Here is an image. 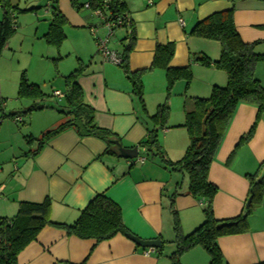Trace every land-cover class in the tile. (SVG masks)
<instances>
[{
	"label": "crops",
	"instance_id": "crops-1",
	"mask_svg": "<svg viewBox=\"0 0 264 264\" xmlns=\"http://www.w3.org/2000/svg\"><path fill=\"white\" fill-rule=\"evenodd\" d=\"M18 1L10 0L13 7H18ZM55 1L49 0L45 6V24L40 25L38 20L34 36L38 38L39 33H42L38 38L42 41L49 30L51 7ZM89 3L90 0L80 2V8L73 9L68 7L65 0H58V6L68 21L65 27L67 39L61 48L52 47L50 53L54 60L63 59L61 51L68 45L70 37L78 40L86 35L89 38L84 28L96 27L107 34L103 21L87 8ZM38 7L31 6L26 10ZM128 8L136 33L135 47L129 56L132 72L148 69L156 47L167 44L175 45L170 67H190L192 70L193 81L188 91L186 82H176L168 104L171 108L170 120L166 128L159 129V140L166 158L177 162L183 158L189 146L184 125L185 109L189 107L190 99H207L214 86L224 87L228 80L224 72L204 67L197 61L202 56L212 61L219 60V42L193 37L190 35L192 29L215 13L233 9L234 23L242 41L257 43L256 52L264 54V0H129ZM4 13L0 6V21ZM128 35L127 28H120L111 36L110 41L118 53L127 45ZM13 44L15 46L10 40L3 54L14 48ZM86 44L89 47L90 44ZM92 49H95L93 43ZM77 57L85 66L78 83L86 103L95 110L96 124L112 131L120 139L122 147L138 148L139 155L133 160L106 155L105 143L94 138H80L73 129L50 139L35 156L30 152L38 149L37 142H27L24 149L12 147L11 154L4 160L5 165L0 167V218L15 216L21 202L39 204L49 199L51 220L71 225L97 195L103 194L119 205L123 223L130 234L143 241L160 240L163 251L159 253L156 250L146 255L144 248L122 234L98 243L80 239L65 230L46 227L20 253L18 264H170L169 256L175 249L172 244L175 235L171 197L179 193L173 205L185 235L204 222L203 208L206 201L188 194L187 176L166 169L160 158L147 157L146 152L142 153L145 150L139 146L153 128L149 120L152 109L156 114L157 108L166 101V73L153 70L144 74L146 112H143L122 68L95 56L88 60L79 53ZM2 72L0 69V99L7 102L8 83L4 77L8 76ZM62 77L65 79L66 76ZM256 77L264 87V63L257 66ZM15 82L19 90L18 82ZM53 89L54 94L66 91V87L65 91ZM54 94L55 98L51 101L42 100L39 104L52 107L55 103L61 106L63 98ZM18 102L21 104L20 111L6 114L23 117L34 104L26 100ZM7 107L4 105L3 109ZM258 112L259 108L255 104L241 102L238 105L211 165L209 181L219 190L213 201L217 220L227 221L244 214L251 190L248 176L258 174V180L264 179V170H260L264 163V111L259 121ZM66 119L63 113L54 108L35 111L30 113V123L24 118L21 122L30 125L23 136L40 139ZM255 125L252 139L239 146L241 138ZM248 225L249 231L245 234L218 239L224 264L264 262V201L254 207L248 217ZM181 264H210V257L198 247L185 253Z\"/></svg>",
	"mask_w": 264,
	"mask_h": 264
},
{
	"label": "trees",
	"instance_id": "trees-1",
	"mask_svg": "<svg viewBox=\"0 0 264 264\" xmlns=\"http://www.w3.org/2000/svg\"><path fill=\"white\" fill-rule=\"evenodd\" d=\"M72 8L79 9L78 0H69ZM129 0H111L105 11L109 21L118 18L129 19L124 24L117 25L113 32L120 28H127L129 35L120 53L122 68L127 79L131 82L133 93L137 97L143 112H146L143 90V76L153 70H163L167 79V97L164 104L157 108L156 114L151 117L153 129L148 131L146 140L140 143L147 157L160 158L165 168L188 177V194L195 199L205 200L203 208L205 220L193 232L185 235L182 231L178 212L174 207V199L179 193L171 197L172 226L175 239L172 242L175 249L169 256L170 264H181L183 255L194 248H202L210 257V264H224V257L218 246V239L227 236L245 234L249 231L248 217L254 207L264 201V179L258 180V174L249 175L251 184L250 197L252 202L249 209L239 217L227 221L217 220L214 216L213 201L218 194V188L210 183L209 174L215 155L222 139L228 129L230 121L241 102L255 104L259 108L257 121L261 119L264 111V87L256 77V68L264 63V54L256 52L257 43H244L234 23V10L215 13L203 21L198 22L190 35L200 39L219 42L221 53L217 61L207 56L197 58L204 67H213L227 75V84L224 87L214 86L207 99H190V105L185 109V125L189 137V146L184 157L177 162L166 158V154L159 140V129L167 127L170 107L168 100L176 82L185 81L186 89L189 87L193 74L190 67L172 68L170 62L175 54V45H158L155 49L151 66L142 71L132 72L129 67V56L134 50L136 33L129 15ZM4 10V17L0 21V58L17 30V15L19 12H32L13 7L10 0H0ZM92 11L105 10L104 0H90ZM68 21L58 6V0L51 7V21L47 34L43 37L45 42L54 48H61L66 41L65 27ZM85 66L81 63L78 69L65 77L66 91L63 93V104L59 112L66 116V121L56 129L48 131L40 139L28 138V144L38 143V149L30 152L35 156L43 146L58 134L73 129L80 138H94L106 144V155L120 157L115 142L120 139L110 130L99 127L95 122V110L86 103L84 92L78 83ZM19 100H30L34 104L26 113L53 108L43 106L36 101H42L47 96L38 84L31 83L26 74L21 75ZM5 101L0 100V108ZM3 108L0 109V112ZM18 114L3 113L0 121L13 119ZM256 125L249 133L243 136L239 146L247 143L254 136ZM260 170H264V163ZM51 202L49 199L43 203L21 202L18 211L13 217L0 218V264H18L20 253L36 240L40 232L46 227L65 230L83 240L105 242L119 234L128 236L129 231L122 219V211L118 204L103 194L97 195L81 212L79 218L71 225L55 223L50 218ZM220 225H223L219 228ZM146 250V249H145ZM163 248L157 249L162 253ZM264 264V262L259 263Z\"/></svg>",
	"mask_w": 264,
	"mask_h": 264
},
{
	"label": "rangeland",
	"instance_id": "rangeland-1",
	"mask_svg": "<svg viewBox=\"0 0 264 264\" xmlns=\"http://www.w3.org/2000/svg\"><path fill=\"white\" fill-rule=\"evenodd\" d=\"M86 1L87 0H78V3L80 4V2H86ZM47 2H49V0L18 1V9L20 10H26L31 6H36V7L39 6V7L35 8L34 11L32 12H19L16 21L19 22V26L17 25L18 28L14 33L13 37L11 38V40H13V43H15V46L13 44L14 48H12L11 50H7L5 54H3L4 56L0 58V69L3 71L2 74L8 76L4 78H5V82L8 83L7 85L8 91L7 89L6 91L9 94L7 102H5L6 103L5 105L6 106L8 105L7 107L8 109H3V111L0 112V116L4 112L11 113L12 111H20L19 108L21 109L20 106L21 104L18 102L19 100L18 86L16 85L15 81H17L19 84L21 75L23 73L26 74L27 79L31 83L35 82L41 84L40 85L42 87L41 90L47 96V98H45L44 101L48 102L51 101L53 98H55L53 97L54 94L53 87L60 88L62 91H65V79H63L62 76H67L71 74L81 65L82 62L80 63L79 61L80 59L78 60L77 54L80 53L85 59L88 58V60L93 56H95V58L98 59H103L99 53H98L99 56L97 55L98 52L97 37L105 39L107 34L106 32H102L99 28L93 27L97 35L96 37V35H94L93 32L91 31L92 28L89 27V28H84V30L89 33L90 35L89 38L88 37L86 38V35L85 37L84 36L81 37L83 40H81V38L77 40V38L70 37L68 41V45L66 47L64 46V49L61 51V54L64 55V56L62 55L63 59H61V61L54 60V57H52L50 53L52 47L45 42L44 38L43 41L42 39H38L40 36H42V33H39L38 38L34 36V33L38 25V20L40 21L39 22L40 25H42V23L45 24L43 22V15L46 12L45 6ZM65 3H67L68 7L70 8L72 7L69 0H65ZM79 33L81 34L83 32H79ZM86 43L90 44L89 47H87ZM92 43L94 44L95 47L94 51L92 49ZM109 47L110 49L117 51L115 49L116 46L113 47L111 41L109 42ZM192 81L190 85L192 84ZM167 85L168 84H166L164 88L165 98L167 97ZM174 86L172 88V91L174 89ZM189 87L186 89V91H188ZM143 90H144V84H143ZM172 91L170 98L168 100V104L172 98ZM26 101H30V100H26ZM36 102L40 103L41 101H36ZM52 107L55 109V111L61 109V107H59L55 103L54 105L52 104ZM152 110H153L152 115L149 117V120L152 123V126L154 127L151 117L154 116L155 110L154 109ZM170 115H171V108L169 111V120H170ZM23 118L26 121H29L30 123L29 113L23 114ZM24 123L25 124L23 123L16 124L13 119H5L0 125V130H2V135H0L1 136L0 145L2 147L0 149V167H3L5 165L4 160L8 157V155L11 154L10 151L12 147L14 148L21 147L23 149L27 147L26 144L28 138H24L23 132H25L30 125L28 122L27 123L24 122ZM186 150L184 151L182 157H184ZM142 153H145V151H142Z\"/></svg>",
	"mask_w": 264,
	"mask_h": 264
},
{
	"label": "built area",
	"instance_id": "built-area-1",
	"mask_svg": "<svg viewBox=\"0 0 264 264\" xmlns=\"http://www.w3.org/2000/svg\"><path fill=\"white\" fill-rule=\"evenodd\" d=\"M110 1L111 0H104L105 10L93 11L94 14L96 16L100 17L101 20L103 21V27L107 30L106 38L103 39V38L97 37L96 32L94 31L93 28L91 31L97 37L98 53L102 56L103 61L107 62V63H111V64L116 65V66H119L122 64V57H121L120 53L110 49L109 42H110L111 36H113V34L115 33V32H113V28L117 25L124 24V22L128 21L129 19L127 18L124 21L123 19L118 18L115 21H109L108 16H107L105 11L108 9V4ZM87 8H90L89 5L87 6ZM54 95L59 97V98H63V94L60 92H56ZM4 105L5 104H3L1 106V108H3ZM14 121L21 123V122H23V117L17 116L14 118ZM1 124H2V122L0 121V125ZM138 160H140V159H138ZM142 161H144V159ZM154 251H156V250L147 249V250H145V254L149 255V254L153 253Z\"/></svg>",
	"mask_w": 264,
	"mask_h": 264
},
{
	"label": "water",
	"instance_id": "water-1",
	"mask_svg": "<svg viewBox=\"0 0 264 264\" xmlns=\"http://www.w3.org/2000/svg\"><path fill=\"white\" fill-rule=\"evenodd\" d=\"M115 145L119 149L120 158L133 160V159H136L139 155L138 154V148L126 149V148L122 147V145L118 141L115 142ZM251 202H252V197L248 199V202L246 204L247 209H249ZM222 226L223 225H220L219 228H221ZM128 238L131 241H133L137 246L144 248V249L157 250V249L162 248V243L160 240L143 241V240L139 239L138 237L134 236L133 234H128Z\"/></svg>",
	"mask_w": 264,
	"mask_h": 264
}]
</instances>
